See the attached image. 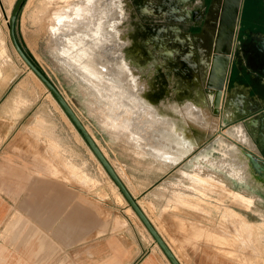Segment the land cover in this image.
Masks as SVG:
<instances>
[{
	"label": "crops",
	"instance_id": "crops-1",
	"mask_svg": "<svg viewBox=\"0 0 264 264\" xmlns=\"http://www.w3.org/2000/svg\"><path fill=\"white\" fill-rule=\"evenodd\" d=\"M2 16L0 11V264H171L140 219L131 215L134 210L125 198L119 202L111 192L99 195L93 179L98 167L84 149L83 137L74 135L64 119L51 118L54 105L33 102V78L19 63ZM230 96L233 113L260 100L242 82ZM234 125L244 126L242 121ZM227 129L218 128L213 137L223 135L235 146L242 179L209 165L204 157L209 145L177 162L166 153L134 154L122 148L125 173L116 171L181 264L253 262L251 251L237 260L230 249L205 242L225 244L237 237L221 225L217 231L210 228L226 223L214 209L227 204L210 199V176L218 182L228 176L235 190L264 194V180L257 179L246 156L254 148ZM102 184H107L104 177Z\"/></svg>",
	"mask_w": 264,
	"mask_h": 264
},
{
	"label": "rangeland",
	"instance_id": "rangeland-1",
	"mask_svg": "<svg viewBox=\"0 0 264 264\" xmlns=\"http://www.w3.org/2000/svg\"><path fill=\"white\" fill-rule=\"evenodd\" d=\"M16 1L0 0L4 23H8ZM162 1L26 0L18 18V38L26 44L40 68L57 85L121 175L125 173L126 166L122 151L124 147L134 154L166 153L176 158L177 162L200 144L206 134L219 128V118L206 106V101L212 99V93H204L218 11L209 19L214 26L195 36V41V37H182L174 29H149L152 25L164 24V21L155 14L141 16L138 12L151 10L169 17H177L179 11L186 14L187 10L181 8L186 0ZM174 7L176 11H172ZM138 19L148 28L135 22ZM169 23L179 24L178 21ZM180 29L185 32L187 30L182 26ZM196 48L200 53L202 72L194 64L197 59ZM84 50L91 56L94 54L93 58L96 55L98 64L104 66L106 74H97L96 68L82 60L81 53H85ZM18 57L19 63L33 78V102L54 105L56 112L50 113L51 118L64 119L72 133L81 136L43 82ZM227 133L248 141L241 126L234 125ZM214 138H207L200 147L209 145L204 154L209 165L219 166L232 177L242 179L235 167V157L238 156L235 146L228 145L223 135ZM81 143L97 164L98 175H94L93 179L99 184L95 185L98 193L102 191V195H99L105 197L107 192H111L117 201H124L117 185L83 138ZM101 177L106 179V186L101 185ZM258 178L264 180V172ZM219 181L213 176L209 177L210 199L225 200L227 204L216 207L214 214L220 211L226 223H214L210 228L217 231L221 225L227 232L234 231L237 237L219 245L211 240L205 242L217 248L230 249L228 254L237 257V260L241 259V255L253 252V262L246 258L242 261L247 264H264V194L261 191L246 194L235 190L228 176L225 181ZM219 187L222 192L218 190ZM231 204L241 205L238 210L242 213ZM148 209L156 220L154 209ZM130 213L138 217L131 210ZM171 242L175 244V241ZM173 246L176 248V245ZM253 249H257L258 255Z\"/></svg>",
	"mask_w": 264,
	"mask_h": 264
},
{
	"label": "water",
	"instance_id": "water-1",
	"mask_svg": "<svg viewBox=\"0 0 264 264\" xmlns=\"http://www.w3.org/2000/svg\"><path fill=\"white\" fill-rule=\"evenodd\" d=\"M25 1L26 0L16 1L15 6L11 11L8 19L10 40L13 47L15 48V50L17 51L18 55L23 60V62L28 66V68H30L36 74V76L43 82L46 88L51 92L53 97L57 100L63 111L66 113V115L69 117L71 122L74 124L80 135L83 137L84 141L87 143L91 151L94 153L95 157L99 160V162L104 167L108 175L117 185L118 189L123 194L128 204L132 207L136 215L139 217L141 222L144 224L148 232L153 237L154 241L164 252V254L169 259L171 264H181L178 261V259L175 257L174 253L172 252L171 248L168 246L166 241L162 238L160 233L154 227V225L152 224V222L150 221L149 217L146 215L144 210L140 207L135 197L131 194V192L129 191V189L121 179L120 175L116 171L113 164L109 161V159L107 158L101 147L98 145V143L93 138V136L89 133V131L87 130V128L85 127V125L83 124V122L81 121L75 110L73 109V107L69 104L65 96L60 91V89L52 81V79L33 62V60L28 54L29 50L25 45L21 44L17 35L16 28H17L19 15L21 13ZM162 2L166 3L168 2V0H163ZM162 2H160V4ZM149 3L155 4L153 2H149ZM239 4H240V0H227V3L224 4L223 11H226L227 16L230 17V20L229 22H227L226 27H224L223 29L220 45L219 46L217 44L215 45V55L211 65V73L216 68L215 67L217 66L216 64L220 66V69L214 78H212L210 75L207 77V80L204 81V87H205L204 93L208 95V90L210 89L214 90L212 94L213 99L210 102L207 100L206 106L208 109H210V111L214 116H217L219 118L218 121L219 130L222 131L224 126H228V129H231L236 121L243 122L244 124L243 130L246 133L248 143L250 144L249 146L253 147L255 150L251 152L247 151L246 156L248 157L252 167H254V170L259 175L260 173L264 172V105H256L255 107L253 106V104L247 105L244 111L236 110L235 111L236 114H235L231 110L232 101H231V96L227 89L228 69H229L231 54L233 50V39L235 33L237 12L239 10ZM181 8L187 10L186 14L183 13L184 11L183 12L179 11L177 17H169L164 13L153 12L151 10L146 11L145 13H141V12L138 13L141 16L155 14L157 18H160L164 21V24L152 25V27H149V29L157 28V27L160 28L166 27L169 29H174L177 32L181 33L182 37L184 36L190 37L188 34L183 33L177 24L169 23V21L183 22L189 17V11H190L189 0H186L185 3L181 5ZM135 22H140V24L147 27L140 19H138ZM195 41H196V37H195ZM166 50H168V48L165 49V51ZM196 50L197 53L195 54V56H197V59L194 60V64L197 65L202 72V64L200 63V53L197 48ZM256 127L258 130L255 129ZM213 134L214 131L207 134V138L212 137ZM207 138L204 136V140L192 150L204 144Z\"/></svg>",
	"mask_w": 264,
	"mask_h": 264
},
{
	"label": "flooded vegetation",
	"instance_id": "flooded-vegetation-1",
	"mask_svg": "<svg viewBox=\"0 0 264 264\" xmlns=\"http://www.w3.org/2000/svg\"><path fill=\"white\" fill-rule=\"evenodd\" d=\"M190 3L193 5L190 6ZM222 5V0H189V17L177 25L186 27V32H182L191 38L201 35L214 26L209 21L210 16L215 15L216 11L219 14ZM238 82L258 94L260 100L253 103L254 107L264 105V0H240L228 69L229 94Z\"/></svg>",
	"mask_w": 264,
	"mask_h": 264
},
{
	"label": "bare ground",
	"instance_id": "bare-ground-1",
	"mask_svg": "<svg viewBox=\"0 0 264 264\" xmlns=\"http://www.w3.org/2000/svg\"><path fill=\"white\" fill-rule=\"evenodd\" d=\"M137 1V0H136ZM139 3H140V1H139ZM225 3H227V0H222V6H221V8H220V11H219V14H218V20H217V25H216V32H215V35H214V39H213V50H212V55H211V61H210V66H209V69H208V73H207V75H206V79H205V81L207 80V77L208 76H210L211 75V77L212 78H214L215 76H216V74L218 73V71H219V69H220V66L218 65V64H216L217 66H215L216 68L213 70V72L211 73V65H212V62H213V60H214V55H215V45L217 44L218 46L220 45V43H221V39H222V33H223V29H224V27H226V24H227V22H229V20H230V17L229 16H227V13H226V11H223V7H224V4ZM149 4H151V3H149ZM139 5V4H138ZM141 5H139V7H140ZM143 7V6H142ZM162 8V7H161ZM160 8V9H161ZM140 9H142V8H140ZM147 9V8H146ZM149 9V8H148ZM167 9V8H166ZM172 11H176V7H174L173 9H172ZM225 17V18H224ZM86 48H87V45H86ZM81 49V48H80ZM89 49V48H88ZM96 50V49H95ZM95 50H94V53H95ZM93 51V50H92ZM81 52H83V51H81ZM84 52H85V50H84ZM87 52V51H86ZM81 53V57H82V60L83 61H85L89 66H92V67H94V68H96V70H97V74H102V73H107V71H106V69L104 68V66L102 65V66H100L99 64H98V60H97V57H96V55L94 56V58L96 57V61L94 60V58L91 56V55H89V54H87V53ZM88 53H90V52H88ZM97 53V52H96ZM95 53V54H96ZM91 54V53H90ZM100 61V60H99ZM100 64H102V62L100 63ZM110 65V64H109ZM121 66V65H120ZM124 66V65H123ZM122 66V67H123ZM120 68V67H119ZM30 69V68H29ZM31 70V69H30ZM116 70V69H115ZM123 70V69H122ZM121 70V71H122ZM120 71V70H119ZM125 71V70H124ZM110 72V71H109ZM126 73V72H125ZM122 74V73H121ZM124 74V73H123ZM36 75V74H35ZM110 75V74H109ZM213 91L214 90H208V92H211L212 94H213ZM51 93V92H50ZM235 97V96H234ZM212 99H213V95H212ZM212 99H211V101H212ZM57 101V100H56ZM233 101V100H232ZM238 108V107H237ZM86 127V126H85ZM88 130V129H87ZM89 131V130H88ZM90 133V132H89ZM91 134V133H90ZM165 149H167L168 151H171L170 150V148H165ZM175 156V155H174ZM104 168V167H103ZM108 174V173H107ZM110 177V176H109ZM111 178V177H110ZM113 181V180H112ZM114 182V181H113ZM117 187V186H116ZM120 191V190H119ZM123 195V194H122ZM131 207V206H130ZM132 208V207H131ZM212 239V238H211ZM213 240V239H212ZM219 240V239H218ZM220 240L222 241V239L220 238ZM224 241V240H223ZM217 241H215V243H216ZM226 243V242H225ZM218 244V243H217ZM214 245V244H213ZM219 245V244H218ZM223 246V245H222ZM219 247V246H218ZM228 247V246H227Z\"/></svg>",
	"mask_w": 264,
	"mask_h": 264
},
{
	"label": "trees",
	"instance_id": "trees-1",
	"mask_svg": "<svg viewBox=\"0 0 264 264\" xmlns=\"http://www.w3.org/2000/svg\"><path fill=\"white\" fill-rule=\"evenodd\" d=\"M20 40V39H19ZM20 42H21V44H23V45H25V43L24 42H22L21 40H20ZM28 54H29V56L31 57V59L33 60V62L40 68V66L38 65V63L35 61V59L33 58V56L31 55V53L28 51ZM41 69V68H40Z\"/></svg>",
	"mask_w": 264,
	"mask_h": 264
},
{
	"label": "built area",
	"instance_id": "built-area-1",
	"mask_svg": "<svg viewBox=\"0 0 264 264\" xmlns=\"http://www.w3.org/2000/svg\"><path fill=\"white\" fill-rule=\"evenodd\" d=\"M8 21V20H7Z\"/></svg>",
	"mask_w": 264,
	"mask_h": 264
}]
</instances>
